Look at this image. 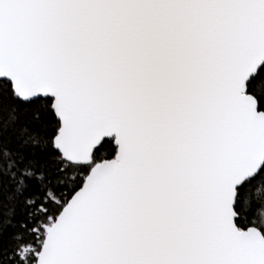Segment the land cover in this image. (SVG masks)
Returning a JSON list of instances; mask_svg holds the SVG:
<instances>
[{
  "label": "snow or ice",
  "instance_id": "6c2138e0",
  "mask_svg": "<svg viewBox=\"0 0 264 264\" xmlns=\"http://www.w3.org/2000/svg\"><path fill=\"white\" fill-rule=\"evenodd\" d=\"M0 264H264V0H0Z\"/></svg>",
  "mask_w": 264,
  "mask_h": 264
}]
</instances>
